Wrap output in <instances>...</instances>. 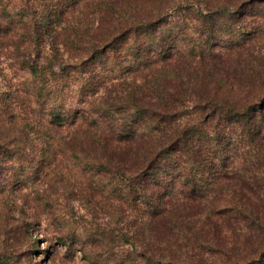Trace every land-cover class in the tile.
Wrapping results in <instances>:
<instances>
[{"label":"trees","instance_id":"obj_1","mask_svg":"<svg viewBox=\"0 0 264 264\" xmlns=\"http://www.w3.org/2000/svg\"><path fill=\"white\" fill-rule=\"evenodd\" d=\"M261 41L264 0H0L30 72L1 96L32 106H5L0 199L31 187L74 264H264ZM59 170L123 226L62 213L37 188Z\"/></svg>","mask_w":264,"mask_h":264},{"label":"rangeland","instance_id":"obj_2","mask_svg":"<svg viewBox=\"0 0 264 264\" xmlns=\"http://www.w3.org/2000/svg\"><path fill=\"white\" fill-rule=\"evenodd\" d=\"M258 46L259 49L264 50V41ZM28 77L30 72L20 68L15 58L6 52L0 55V135L3 137H6L7 131L2 124L11 128L10 119L13 118L6 112L5 106H11L13 113L20 114V118L26 119L32 106L23 95L21 100L16 98L17 101L11 102L6 101L1 94L9 89L21 88ZM10 132L14 135L19 134L16 130ZM25 152L29 159L35 157L36 150L28 148ZM38 183L37 188L46 196H50L62 213H70L79 223L90 224L89 222L94 221L100 227L112 229L115 227L120 229L118 225L124 224L118 222L119 215H114L111 210L101 209L94 214L93 210L87 207L86 201L80 197L81 194L77 193V182L67 174L63 175L61 170L57 176H48ZM4 195L1 197L2 200L0 199V252L4 249L5 253H12L15 259L10 264H74L66 246L57 239L62 232L61 228L44 218L36 192L31 187L7 191ZM84 255L85 252L78 251L79 264H89V259L79 261Z\"/></svg>","mask_w":264,"mask_h":264}]
</instances>
